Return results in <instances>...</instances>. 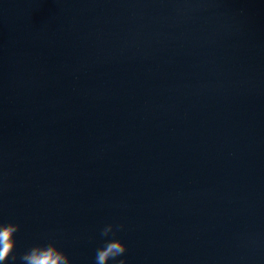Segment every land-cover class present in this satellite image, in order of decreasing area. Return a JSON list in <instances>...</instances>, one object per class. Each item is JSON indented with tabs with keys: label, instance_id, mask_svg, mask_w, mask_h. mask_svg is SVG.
Segmentation results:
<instances>
[{
	"label": "water",
	"instance_id": "1",
	"mask_svg": "<svg viewBox=\"0 0 264 264\" xmlns=\"http://www.w3.org/2000/svg\"><path fill=\"white\" fill-rule=\"evenodd\" d=\"M0 221L16 264L109 223L125 264H264V0H0Z\"/></svg>",
	"mask_w": 264,
	"mask_h": 264
},
{
	"label": "clouds",
	"instance_id": "2",
	"mask_svg": "<svg viewBox=\"0 0 264 264\" xmlns=\"http://www.w3.org/2000/svg\"><path fill=\"white\" fill-rule=\"evenodd\" d=\"M19 227V224L11 221H0V264H16L14 234ZM120 228H123L122 224L109 223L101 229L103 237L111 238L103 240L96 248V264H109V261H112V264H125L126 258L123 254L127 246L116 237V232ZM19 260L22 264H71L69 256L52 241L32 245L19 256Z\"/></svg>",
	"mask_w": 264,
	"mask_h": 264
}]
</instances>
